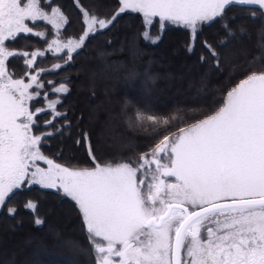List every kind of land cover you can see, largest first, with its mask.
Instances as JSON below:
<instances>
[{
	"label": "snow or ice",
	"instance_id": "snow-or-ice-1",
	"mask_svg": "<svg viewBox=\"0 0 264 264\" xmlns=\"http://www.w3.org/2000/svg\"><path fill=\"white\" fill-rule=\"evenodd\" d=\"M45 5L51 0H0V210L16 190L34 185L71 198L81 213L94 264H264V49L248 61L246 74L221 94L210 114L165 135L138 160L68 167L41 150L52 132L33 133L35 116L45 109L30 107L40 96L32 89L44 85L37 75L26 83L9 71L10 58L22 56L32 67L44 53L18 52L7 42L21 34L46 37L36 30L44 22L55 36L48 50L66 53L70 62L88 36L107 29L116 15L98 18L82 10L86 31L79 39L64 40L67 17L59 7ZM120 5L119 13L142 15L143 36L151 43L160 39L150 35L157 18L161 30L165 23L189 30L194 43L199 28L218 19L234 36L226 20L231 6L246 7L252 18L257 10L264 14V0H120ZM205 47L219 67L216 51L207 42ZM53 91L67 94L69 89L60 84ZM59 103L46 100L54 118L62 116ZM126 122L139 128L145 122L170 121L137 110ZM26 208L35 212L37 204L29 201ZM8 211L14 215L16 210ZM35 223L43 221L36 218Z\"/></svg>",
	"mask_w": 264,
	"mask_h": 264
},
{
	"label": "trees",
	"instance_id": "trees-1",
	"mask_svg": "<svg viewBox=\"0 0 264 264\" xmlns=\"http://www.w3.org/2000/svg\"><path fill=\"white\" fill-rule=\"evenodd\" d=\"M45 6L59 7L67 17L68 23L61 31L62 39L67 40L77 39L85 31L82 10L107 19L121 5L120 0H51V5ZM226 20L234 36L228 35L218 19L201 26L194 43L189 30L171 24L161 30L156 21L152 30L160 39L151 43L143 37L142 15L125 12L116 15L107 29L89 35L70 62H66V53L53 54L48 50L55 36L51 26L44 22H38L40 27L36 30L45 32L46 37L21 34L14 42H7L18 52L44 53L36 57L32 67L25 64L26 58L22 56L8 61L14 78L27 82L31 75H37L44 85L41 89L33 87L32 91H39L40 96L30 106L33 110L45 109L35 116L38 127L34 125L33 133H53L42 140V152L65 166L81 169L92 168L97 162L103 165L138 160L165 135L205 118L220 103L221 94L243 78L248 61L264 49V14L259 10L252 18L246 7L231 6L226 10ZM241 28L245 31L241 32ZM205 42L218 54L219 67L217 57L210 54ZM245 47L253 48L251 55L246 50L237 58L230 57L229 54L232 56ZM226 61L229 65H225ZM154 63V69L149 71ZM56 64L61 67L56 69ZM178 67L185 70L176 71ZM160 77L173 80L166 83ZM60 84L67 85V94L53 91ZM207 89L212 95L203 100ZM153 94L151 104L144 105L145 97ZM46 100H59L57 111L62 116L54 118L47 110ZM137 110L166 116L170 122H145L143 127H131L126 121ZM104 128L112 130L115 136L101 139ZM119 136L126 140L123 149L117 151ZM29 201L37 204L35 212L26 208ZM9 208L16 210L14 215ZM36 218L43 224L37 225ZM0 264H94L92 247L75 202L35 185L16 190L0 210Z\"/></svg>",
	"mask_w": 264,
	"mask_h": 264
},
{
	"label": "rangeland",
	"instance_id": "rangeland-1",
	"mask_svg": "<svg viewBox=\"0 0 264 264\" xmlns=\"http://www.w3.org/2000/svg\"><path fill=\"white\" fill-rule=\"evenodd\" d=\"M50 10V9H49ZM126 12H130V11H126ZM125 13V12H124ZM119 14H122V13H119V10L116 12V14L115 15H119ZM156 21H158V18H157V20ZM156 21H154V23L156 22ZM154 23L152 24V26H151V28H150V35L151 36H153V37H155V36H158V35H155L154 33H153V25H154ZM158 23H159V21H158ZM145 25V24H144ZM159 25V28L161 29V27H160V24H158ZM166 25H168V23H165V26ZM164 26V27H165ZM175 26H177V25H175ZM180 27H182V26H180ZM64 28V27H63ZM63 28L61 29V31L63 30ZM145 30L146 29H144V32H145ZM85 31H86V28H85ZM84 31V32H85ZM83 32V33H84ZM143 32V33H144ZM82 36V35H81ZM80 36V37H81ZM79 37V38H80ZM144 37V36H143ZM79 38H77V39H79ZM252 49L253 48H246L245 47V49L243 50V49H238V50H236L235 52V54H232V56H231V54H229L230 55V57H232V58H237L238 57V55L239 54H241L242 52H244V53H246L247 51L246 50H248V52H250L251 51V53H250V55L252 54ZM239 50H242V51H239ZM53 54H58V53H54V52H52ZM230 53V52H229ZM60 54V53H59ZM31 55V54H30ZM225 65H229V61H226L225 62ZM154 66H155V63L152 65V67H150V70L149 71H151V70H153L154 69ZM140 70V69H139ZM183 70H185V68H183V67H178L177 69H176V71H179V72H182ZM141 71V70H140ZM142 72V71H141ZM138 76H140L141 78H143V75H141V74H139ZM209 76H207V78H208ZM161 79H163L166 83L168 82H171L173 79H171L170 77H168V78H163V77H160V80ZM31 82V80L29 79V81H27L26 83H30ZM34 92V91H33ZM149 93V92H148ZM211 95H212V92H210V90H208L207 89V92L205 93V97L203 98V100L205 99V98H209V97H211ZM154 96V94L152 95V96H147V97H145L146 99H144L143 100V104L144 105H149V104H151V102H149L150 100H153V97ZM159 98L160 97H162V95H160V96H158ZM159 98H157L156 100L158 101L159 100ZM150 99V100H149ZM166 99L167 100H169V98H167L166 97ZM156 101V102H157ZM183 101V100H182ZM30 106H31V102H30ZM35 110V109H34ZM101 134H102V138L101 139H103V140H109L110 138H112V136H115L114 135V132H112V130H107L106 128H104V129H102V132H101ZM126 140V138H122V137H117V140H116V142H117V144H116V149L115 150H117V151H119V150H122L123 149V142ZM120 144H122V146H120ZM115 148V147H114ZM41 163V166H45V165H43L42 164V162H40ZM46 167V166H45ZM55 191V190H54Z\"/></svg>",
	"mask_w": 264,
	"mask_h": 264
}]
</instances>
